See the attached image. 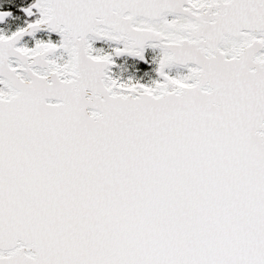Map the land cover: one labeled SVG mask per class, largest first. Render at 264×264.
I'll list each match as a JSON object with an SVG mask.
<instances>
[{"label":"snow or ice","instance_id":"6c2138e0","mask_svg":"<svg viewBox=\"0 0 264 264\" xmlns=\"http://www.w3.org/2000/svg\"><path fill=\"white\" fill-rule=\"evenodd\" d=\"M0 264H264V0H0Z\"/></svg>","mask_w":264,"mask_h":264}]
</instances>
